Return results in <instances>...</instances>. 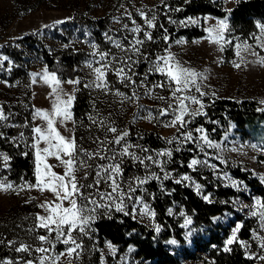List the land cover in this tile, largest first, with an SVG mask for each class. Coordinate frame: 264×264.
I'll return each instance as SVG.
<instances>
[{
    "label": "rangeland",
    "instance_id": "374dc122",
    "mask_svg": "<svg viewBox=\"0 0 264 264\" xmlns=\"http://www.w3.org/2000/svg\"><path fill=\"white\" fill-rule=\"evenodd\" d=\"M236 1L222 0V7L229 9ZM122 4L133 13L137 22L142 24V20L136 14V9L142 8L149 15L152 11H155L157 14L161 0H0V57H8L7 60H0V108L8 116L7 120L0 121V133H3L2 139H5V142H8L10 145H19L18 148L23 149V152L30 151L25 147L24 142L19 139L13 142L12 138L19 137L20 133L23 132L25 137L29 138L28 143H30V126L33 123V112L35 109H50L51 107V98L49 97L51 89L48 85L44 84L39 77H37L36 83H32L31 74L39 73L47 66L42 59L40 49L44 48L50 53L61 50L66 46L73 50H83L85 55L77 64L75 74L73 76H67L66 78H61L58 75L63 81L79 77L82 81L80 85L81 90V88H84L83 83H87L91 79L89 69L85 66V61L91 59L89 56L91 52L89 43H96L100 45L101 50H106L111 45L104 39L105 32L111 30V35L120 38L125 35L124 32L120 31L122 24L128 23L131 27V22L127 17L122 16L124 11L120 7ZM177 8L173 7L172 9L170 8L171 10L165 11L167 15L164 21L166 20L167 23L164 28L168 30V34L170 30L168 26H172L173 28L184 27L179 24V21L189 17L178 18L175 11ZM168 16L172 20L177 21V23H169ZM205 16L221 19L227 16V14L222 17L210 13L191 17L200 18V24L197 26H201L204 29L208 24L215 23V19L209 20L207 24L204 23L203 17ZM116 17H121L119 23L114 19ZM57 21H64V23H57ZM162 21L158 17L157 23ZM156 31L159 30L156 28ZM27 33L34 35L33 39H30L31 41L22 39V36ZM163 35V31L156 34L154 38L156 42H148L145 45L146 53L154 58L155 55L163 54V50L170 45V50L177 60L181 61L185 66L191 67L198 72H203L207 77L202 81V90L207 93L203 97L205 105L214 98L227 97L237 102L245 101L255 104L256 108L264 109V104L261 103V101H264V66L255 63V57L246 55L248 62L240 68H235L232 62L234 60L239 61L235 55L234 47L229 45L225 47L224 51H219L216 45L210 44L204 39L207 35L205 31L203 34L193 38H186L182 35L173 36L167 44L162 39ZM169 36L171 35L169 34ZM235 36L240 37L236 34ZM129 38L131 37L129 36ZM181 38L186 42L176 44L175 41ZM196 41H199V43ZM249 43H253V41L249 40ZM5 47H10V50H6ZM113 51L116 50L113 49ZM260 54L264 55V51H261ZM146 67L147 65L142 64L139 71H145ZM149 79L156 81L160 77L151 76ZM109 80L114 82L115 87L119 88L120 91L129 93V89L116 82L113 75L109 76ZM63 87L68 92H71L73 88L72 85L66 83L63 84ZM85 89L87 92L86 99L89 102L90 109L85 112L84 116L79 114L76 120L77 140L85 148H94L95 145L92 144V138L94 136L102 137L104 135L103 131L96 126L93 125L90 127L88 115L93 114V104H95L96 110L99 111L102 117H108L110 120L115 121V125L118 128L129 130V139L132 143L141 144L149 150H162L177 146L176 144L169 145L165 142L166 139L177 134L175 129L164 127L162 123L156 121L150 122L143 118L133 119L134 114L140 117L147 116L148 109H152L153 115H155V109L161 106L160 101L142 97L139 104L145 107L144 109H140L135 103L128 102L121 104L118 97L105 95L91 88ZM140 91L142 92L143 89ZM161 94L166 95V93ZM199 118V116L195 117L189 127L192 129L195 127L204 128ZM35 123L39 124L41 121L37 119ZM25 124H28L29 127H24L23 125ZM11 125L16 126L13 127ZM212 125V133H208L206 128H204L205 134L214 143L220 144L222 150L218 151L205 147V151L208 154L205 156L195 144H185L179 151L173 152L171 161L166 165L165 169L171 173L169 180L174 182L180 179L181 176H190L191 180L183 181L180 184L190 186L202 198L204 195H208L210 201H214L215 198V195H212L213 192L210 186L213 188L218 185L230 186L241 191L239 188L232 186L231 180L224 178L225 174H227L232 180L241 181L232 173L230 170L231 167L239 166L241 170H248L255 177L264 176V163L261 162L264 161L261 155L264 153L250 147L251 144L261 145L252 141L231 120L228 121L226 129L224 130H221L214 123ZM67 126L69 128L73 127L71 123ZM60 130L64 132L63 128ZM64 134L68 135V133ZM146 134L156 136L158 143L161 144L155 147L146 144L145 140H143ZM194 135L198 136L200 134L194 133ZM81 137H83L82 140L80 139ZM234 147L239 150L232 151L231 149ZM186 150H189L191 154L183 161L179 154L184 153ZM0 151L5 152L1 148ZM30 154L31 162L33 163L32 176H34V158L31 151ZM218 157H222L226 162L221 163ZM193 158L207 160L209 165H215L216 167L197 165L194 169H190L187 165ZM0 163H2V158H0ZM49 163L56 164L57 161L54 158H50ZM184 165L185 168L183 169ZM54 170L62 172L61 168ZM143 171L142 167L138 165L133 166L130 161L128 162L126 175H131L132 173L143 175ZM153 171H156L161 176L163 175L159 172L158 168H153ZM5 177L14 184H20L22 180L30 181L23 178L14 180L13 178L7 177L6 173L0 174V178ZM164 181L153 180L158 186H162ZM30 182L35 183V177ZM196 184L201 186L199 192L195 186ZM243 185L246 186L244 183ZM144 187L147 190L143 193L144 198L151 206L150 199L152 193L150 187H148V184ZM246 188V195L243 197L239 194H233L228 196V198L218 197L217 199L219 201L227 202L230 205V209L224 210L220 214H215L212 220L228 224L229 231L225 238L226 242L231 236L232 229L237 224L242 225V221L236 218V213L247 219H251L253 224L249 236L241 238L237 233L236 241L239 243L241 241L246 242L247 246L240 243L245 253L253 256L257 264H264V261L258 259L260 255H264V249L260 247V241L253 236L254 233L258 236H264V228H261L258 218L251 217L248 214L247 208L241 210L237 202L242 201L243 204L248 205L252 203V196L259 197L258 193L256 194L250 191L247 186ZM30 197H35L36 199L26 203ZM45 197L50 198L47 192L41 194L36 190L24 191L19 195L12 191H0V264H5L9 260L13 264H17L18 261L20 264H23L24 260L35 259L38 255L35 252L31 255L16 252L15 249L19 247L21 242L32 244L33 246L37 244L35 240L37 233H30L28 229L34 226L36 213L42 212V209L37 205ZM128 210L129 212L131 211V205H129ZM114 212L118 211L114 209L108 211L103 208L99 209L95 222L100 216L107 217L108 215H113ZM118 213L124 214L123 212ZM127 216L133 218L131 214ZM185 216L189 217L188 215ZM185 216L183 217L182 224L184 223ZM133 219L153 230L157 226L160 227L156 217H141L136 215ZM95 222L92 224L93 231L88 236H82L80 238L82 248L78 250L80 253L79 257L73 258V264H155L152 260L136 257L134 254L135 247L132 244L119 246L117 243H112L108 239L99 237L96 232ZM184 229H186L185 242L187 244L194 229L191 225ZM39 232L42 234L43 230H39ZM171 240L173 239H168V243L171 246H179L177 242L175 244L170 243ZM10 241H14L15 243L10 244ZM109 243L115 247V253H112L107 247ZM63 249V245L57 246V251H63ZM165 264H212V262L209 257L201 253L197 258H182L177 262Z\"/></svg>",
    "mask_w": 264,
    "mask_h": 264
},
{
    "label": "snow or ice",
    "instance_id": "6c2138e0",
    "mask_svg": "<svg viewBox=\"0 0 264 264\" xmlns=\"http://www.w3.org/2000/svg\"><path fill=\"white\" fill-rule=\"evenodd\" d=\"M161 4L165 9L171 10L164 0H161ZM120 7L124 9L122 16L127 17L131 22V27L128 23L122 24L120 31L125 35L120 38L111 35V30L105 32L104 39L111 45L106 50H101L100 45L96 43H89L91 59L85 61V66L89 69L91 79L87 83H83V87L118 97L121 104L135 103L140 109L145 107L139 104L142 97L160 101L161 106L155 109V115H153L152 109H148L147 116L140 117L134 114L133 119L143 118L150 122L156 121L162 123L164 127L175 129L177 134L166 139L165 142L177 146L162 150H149L141 144L132 143L129 139L130 131L118 128L115 121L108 117H102L93 104V114L88 115L90 127L96 126L103 131L104 135L92 138L94 148H85L82 143L78 142L75 135L76 120L73 112L76 92L80 90L82 83L81 79L76 77L63 81L55 71L50 72L47 66L39 73H32V83H36L37 77H39L51 89L49 93L51 107L50 109H35L33 112L30 143H28L29 138L25 137L23 132L12 140L15 142L19 139L24 142L25 147L32 152L35 183L22 180L20 184H14L6 177L0 178V191H12L19 195L24 191L36 190L41 194L47 192L50 196V198L45 197L37 205L42 209V212L36 213L34 226L28 229L30 233H37L35 236L37 244L33 246L21 242L15 249L16 252L29 255L33 252L38 254L35 259L24 260L23 264H73V258L79 257L78 250L82 248L80 238L88 236L93 231L92 224L97 219L98 210L101 208L106 211L114 209L125 215L131 214L133 218L136 215L154 218L156 213L143 195L147 191L144 186L153 180L171 178V173L165 169L171 161L173 152L179 151L185 144H195L205 156L208 155L205 147L222 150L220 144L209 139L203 127L194 129L189 127L195 117L207 115L204 112L205 104L203 102V97L207 93L202 90V81L207 77L203 72H198L177 60L170 50V45L163 50V54L155 55L154 58L148 55L145 45L148 42H154L152 30L158 26L156 12L152 11L149 15L142 8H137L136 14L143 22L141 24L137 22L133 13L125 5L122 4ZM180 10L179 8L175 9V11ZM225 11L230 14L232 9H225ZM167 18L169 23H177L170 16ZM114 19L119 23L121 17ZM211 19H215V23L208 24L204 28L207 33L204 39L208 43L216 45L219 51H224L226 46H233L239 61L232 62L235 68H240L248 62L246 55L255 57L254 62L264 66V55L260 54L261 51H264V22L257 20L255 22L256 31L242 39L232 35L228 16L221 19L203 17L206 24ZM57 23H64V21H57ZM179 24L184 27L199 25L200 18L189 16L179 21ZM159 27L163 29L162 39L167 44L170 40L168 30L164 28L163 24H160ZM249 40L253 43H249ZM185 42L182 38L175 41L176 44ZM196 42L199 43V41ZM7 59L6 56L0 57V60ZM142 64L147 67L145 71L140 72L139 68ZM110 75L115 77L116 82L129 89V93L116 88L115 83L109 80ZM151 76H159L160 79L151 81L149 79ZM65 83L73 86L71 92L64 89L63 84ZM141 89H143L142 92ZM161 93H166V95ZM261 103L264 104V101ZM259 110L264 111V109ZM7 119L8 116L0 108V121ZM37 119L41 123L36 124ZM69 123L73 125L72 128L67 126ZM11 126L15 127L16 125ZM23 126L29 127L28 124ZM61 128L64 129V132L60 130ZM64 133H68V135ZM194 133L200 135L196 136ZM2 137L3 133H0V138ZM80 139L82 140L83 137ZM250 147L264 153V145L251 144ZM231 150L238 151L239 149L234 147ZM23 155H28V152H24ZM0 158H2L0 168H10L11 157L6 152L0 151ZM50 158H54L57 163H49ZM218 159L221 163L226 162L222 157H218ZM129 161L133 166L142 167L143 175L136 173L126 175ZM261 162L264 163V161ZM197 165L216 167L209 165L207 160L197 158L191 159L187 167L194 169ZM56 168H61L62 172L55 171ZM153 168H158L163 175L153 171ZM224 178L231 180L233 187L247 191L242 181L232 180L227 174ZM259 178L261 183H264V176ZM189 180L191 177L184 175L175 182L180 184ZM195 186L199 192L201 186L199 184ZM203 198L211 202L208 195H204ZM34 199L36 198L30 197L26 203ZM251 200L252 203L248 205L243 204L242 201L237 202L241 210L247 208L251 217L258 218L261 228H264V198L252 196ZM129 205H131L130 212ZM171 212L172 210L169 209L170 214ZM180 215L185 216V213L181 212ZM191 224L192 219L185 216L182 227L187 228ZM240 227L241 225L237 224L232 229L231 236L225 242V251L230 250L227 245L236 242ZM39 230H43V233L40 234ZM155 230L159 232V226ZM253 236L260 241V247L264 249V236H258L256 233ZM9 243L15 242L10 241ZM170 243L175 244L176 241L171 240ZM240 243L247 246L244 241ZM58 245L64 246L63 251H57ZM107 247L112 253H115L116 249L111 243ZM249 258L254 257L250 256ZM258 259L264 261V255H260ZM5 264H13V262L9 260ZM17 264L20 262L18 261Z\"/></svg>",
    "mask_w": 264,
    "mask_h": 264
},
{
    "label": "trees",
    "instance_id": "16d2710c",
    "mask_svg": "<svg viewBox=\"0 0 264 264\" xmlns=\"http://www.w3.org/2000/svg\"><path fill=\"white\" fill-rule=\"evenodd\" d=\"M165 3L171 9L173 7L181 9L176 11L178 18L208 13L222 17L227 14L232 35L236 34L242 38H247L250 33L256 31L255 22L257 20L264 22V0L236 1L230 7L232 9L230 14L222 7V0H165ZM167 10L162 4L159 5L157 14L163 21L157 23V30L159 31L156 29L152 31L154 38L156 34L163 31L159 25L166 26L167 22L164 19ZM168 28L170 29V38L180 35L193 38L204 32V29L197 25L180 28L168 26ZM33 37L32 33H27L22 36V39L31 41L30 39ZM154 42H156L155 39ZM9 48L5 47L6 50ZM40 53L48 70L55 71L61 78L73 76L77 71V64L85 55L83 50H73L67 46L51 53L41 48ZM86 97L85 88L76 92L73 108L75 120L79 114L84 116L85 112L90 109ZM204 112L207 115H201L199 119L208 133H212L213 123L224 130L228 121L231 120L252 141L264 145V111L256 108L255 104L245 101L237 102L227 97L214 98L205 105ZM76 131L77 127L75 128L77 137ZM143 140L153 147L161 144L158 143L156 136H151V134H146ZM5 141V139L0 138V148L11 157L10 168H0V174L6 173L7 177L14 180L23 178L32 181L34 176H32L33 163L31 162L30 151H25L28 152V155H23V149ZM190 154L191 152L186 150L179 155L184 161ZM261 155L264 159V154ZM230 170L250 191L258 193L259 197L264 198V183H261L259 177L252 176L248 170H241L239 166L231 167ZM148 187L152 193L151 206L160 225L159 232L145 227L130 216L114 212L113 215L107 217L100 216L95 222L98 236L108 239L112 243H117L119 246L132 244L135 247L134 254L136 257L152 260L155 264L173 263L182 258H197L201 253L209 257L212 264H257L254 258H249L250 255L245 253L237 241L227 245L230 250L225 251V238L229 231L228 224L212 220L215 214L230 209V205L227 202L219 201L218 197L228 198L233 194H239L243 197L246 195L245 191H238L230 186L218 185L214 188L210 186L215 198L214 201L209 202L199 196L190 186L177 184L169 179L165 180L162 186L150 181ZM169 209L172 210L171 214ZM181 212L192 219L191 226L194 229L187 244L185 242L186 229L182 227L184 216L180 215ZM236 218L242 221L238 231L239 237H248L253 224L251 219H247L238 213H236ZM168 239L175 240L179 246H171Z\"/></svg>",
    "mask_w": 264,
    "mask_h": 264
}]
</instances>
